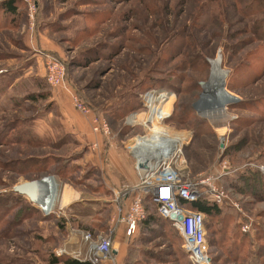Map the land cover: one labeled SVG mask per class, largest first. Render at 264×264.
I'll return each mask as SVG.
<instances>
[{
    "label": "rangeland",
    "instance_id": "374dc122",
    "mask_svg": "<svg viewBox=\"0 0 264 264\" xmlns=\"http://www.w3.org/2000/svg\"><path fill=\"white\" fill-rule=\"evenodd\" d=\"M33 1V18L23 0L17 16L0 9V264H49L63 243L73 247L69 230L99 231L109 224L114 204L94 162L98 134L74 106L72 92L107 121L111 134L100 137L134 142L135 158L141 149L161 158L156 141L164 133L176 149L185 137L175 161L182 179L225 160L232 172L223 183L240 204L239 210L222 204L217 216H205L207 237L215 231L210 264H264V192L232 185L240 175L262 176L255 166L264 164V0ZM46 54L66 62L71 92L46 82ZM216 56L226 72L222 107L201 85ZM167 93L170 100L149 116L172 115L153 125L144 99L165 100ZM28 160H41L47 169H21ZM34 179L53 181L52 208L12 191ZM66 185L81 194L62 205ZM12 193L32 208L6 204ZM163 219L155 232L139 229L132 239L117 233L114 246L125 251L118 264H194ZM76 249L68 246L65 255L73 257Z\"/></svg>",
    "mask_w": 264,
    "mask_h": 264
},
{
    "label": "built area",
    "instance_id": "2783aa9c",
    "mask_svg": "<svg viewBox=\"0 0 264 264\" xmlns=\"http://www.w3.org/2000/svg\"><path fill=\"white\" fill-rule=\"evenodd\" d=\"M23 1L27 3L28 16L33 18L37 8L36 2L33 0ZM43 59L46 82L52 88L61 87L70 91L66 80L64 61L51 54H46ZM167 94L168 99L164 100L161 98L160 100L153 99L151 101L148 100L150 94H147L144 99V103L148 108L146 114H149L151 110L157 111L160 106L162 108L164 102H168L172 95ZM71 95L74 106L82 114L90 116L91 131L103 137H108L111 131L107 121L93 112L75 93L72 92ZM166 113L165 116L160 118L159 123L169 115L168 112ZM148 121L153 125L155 124L152 119ZM143 136L145 135L139 137ZM170 138L166 133L158 138L157 145H159L160 149L166 151V156L158 158V160L150 159L148 156L143 157L141 160L136 154L137 158L134 157V164L139 174V181L133 186L134 193L132 197L125 202L120 200V195L118 194L114 201V211L105 230H81L79 233L80 243L73 254V258L87 261L91 264H101L105 259H111L114 263L112 249L117 230L121 228L126 239H131L135 236L139 223L147 216L144 200L149 197L151 202L156 205L158 215L169 220L172 227L181 237V246L187 252L191 262L194 264L211 263L207 253L208 242L204 222L205 216L201 212L190 209L185 203L205 198L219 206L225 204L239 210V195L235 194L230 187L223 183V177L232 172V169L224 160L211 172L201 173L193 179H182L176 171L175 161L180 154V145L186 140L182 136L176 151L170 153L172 145ZM133 145L134 142L129 146L132 153L134 150ZM255 167L264 177V164H257ZM39 207L43 208L40 205ZM247 229V225L242 228L243 231ZM82 247H84L83 251ZM67 253L65 243L55 250L56 255H65Z\"/></svg>",
    "mask_w": 264,
    "mask_h": 264
},
{
    "label": "crops",
    "instance_id": "0c3cea01",
    "mask_svg": "<svg viewBox=\"0 0 264 264\" xmlns=\"http://www.w3.org/2000/svg\"><path fill=\"white\" fill-rule=\"evenodd\" d=\"M30 34L33 37L34 31L33 33L31 32ZM46 49L56 52V49H52L48 47ZM37 57L39 58V56ZM86 116L88 117L90 124V116L89 115ZM97 136H98L97 140L95 141L96 143L95 145H93L94 162L98 165L100 172L102 174L105 191H107V194H109L112 204H115L114 201L118 197V194L120 195L119 197L120 200L127 202L134 193L133 186L137 184L139 181V174L134 164V156L129 148L130 144L129 142H126L118 145L115 142L109 140L108 138H101L100 135ZM65 190L68 192V194H81V191H77L76 189L68 185H66L62 189V193ZM72 199H76V197L73 196ZM80 232L81 229H77V228H72V230H69L68 239H70L73 242L72 244L73 247L70 246L71 244L70 243L69 245H67V248L69 246L71 249H76L79 246ZM117 233L123 236L121 228L117 230L116 234ZM115 236L113 242L116 239ZM114 243H113L112 254L115 261L114 263L118 264L121 262L122 258L124 257L125 251H123L122 248L114 246ZM105 260H107L108 262H112L111 259H105ZM103 263L104 260L101 262V264Z\"/></svg>",
    "mask_w": 264,
    "mask_h": 264
},
{
    "label": "trees",
    "instance_id": "16d2710c",
    "mask_svg": "<svg viewBox=\"0 0 264 264\" xmlns=\"http://www.w3.org/2000/svg\"><path fill=\"white\" fill-rule=\"evenodd\" d=\"M20 6H21V0H1L0 1V9L3 11V15L17 16L20 13L19 12ZM64 64H65V68H66V62H64ZM81 100L83 101L84 104L88 105L93 110V112H95L98 116H100L99 113L96 112V110H94L90 106V104H88L83 99H81ZM141 106L142 105L139 104V106H136V107H139V109H140ZM171 115H172V113L169 114L165 118V120L169 119L171 117ZM33 160H35V159H33ZM40 162H41V160H38V161H35V162L32 161V160L24 161L23 162L24 163L23 166L25 168H21V169L26 170V171H28V170L30 171L31 170L30 172H33V171L34 172H36V171H45L47 169V167L45 165H40ZM34 164L36 166H33ZM33 168H35V169H33ZM232 185L236 188L237 191H244V189H248L251 186H253L254 190L257 193H260L261 191L264 192V177L263 176H259V178H257L256 175H252V174H250V176L240 175L239 178L232 183ZM246 193L254 195L252 191H245L244 194H246ZM256 195H258V194H256ZM261 197L264 198V194H261ZM9 198H10V200L6 204H9L10 206L12 204H17V205L23 206V208H25V207L32 208L29 204L26 203L25 198H23L20 194H15L14 193ZM146 200H149L151 202L149 197L145 198L144 205H145V208H146L147 216L142 222L139 223L137 232H138L139 229H142L143 232H145V231L146 232H155V228H153L154 225H161L162 224V222H161L162 217L158 215L157 209H156V205L151 202V204H153L155 206V211L150 213L147 210ZM185 205L187 207H189L190 209H192L194 211L201 212V213L204 214V216H209V217L217 216L219 211H220V206L219 205H217V204H215V203H213V202H211V201H209L208 199H205V198H200V199H197V200H195L193 202L185 203ZM163 220L168 221L171 224V222L169 220H167L165 218ZM171 227H172V225H171ZM205 228H206V224H205ZM90 230L94 231V229H90ZM210 230L212 231V236L211 237H207V230H206V239H207V242L211 241L212 244H214L215 239L213 238V235L215 234V231L212 230V229H210ZM95 231H98V230H95ZM175 232H176V230H175ZM48 263L49 264H91V263H89L87 261L78 260L76 258H73V257H70V256H66V255H56L54 253L50 254L49 259H48Z\"/></svg>",
    "mask_w": 264,
    "mask_h": 264
},
{
    "label": "bare ground",
    "instance_id": "6f19581e",
    "mask_svg": "<svg viewBox=\"0 0 264 264\" xmlns=\"http://www.w3.org/2000/svg\"><path fill=\"white\" fill-rule=\"evenodd\" d=\"M225 76H226V72L221 68L220 58H219V56H216L215 58H213V59L210 60V74H209L208 79L201 84L203 86V89H204L203 92H205V90L207 89L210 92H212L216 96V98H218L217 100L220 101V102L217 105L220 106V107H222L221 105L228 98L226 95H224V94L221 93V88L225 87V84H224V82H225ZM215 105H216V103H215ZM149 114H148V116H149ZM154 115H155V119H153V122L155 123V122H157L158 117L161 118V116H158L156 114H154ZM154 115L149 116V117H153L154 118ZM132 117L130 118V120L128 122L133 123ZM149 119H152V118H148V120ZM220 131H223V130L220 129ZM152 132H153V130L151 129V132L150 133H152ZM147 135H145V136H147ZM145 136H143V137H145ZM168 136H170V135H168ZM143 137H137V138H143ZM170 137H171L170 138V142L172 144V148H171V152L170 153H173L175 151V149H176V146H175L176 145V142L175 141H172V139H173L172 136H170ZM156 145H157V141H156ZM157 146H158V148H157L156 155L157 154L158 155L162 154L161 157L166 156V153H164L166 151H163L162 149H160L159 148V145H157ZM139 154H140V159L141 160L145 156H148L150 159L152 158L151 154L148 151H146V150L143 151L141 149L139 151ZM156 160H158V159H156ZM39 184L40 185H39L38 190H36L35 193H34V195H33V200L34 201L37 200L38 202H41V204L46 205V207L52 208L51 205H52V201H53V198H54V195H55V188H54L55 185H54L53 181L51 179H49L48 181L43 182V183H41V181H40ZM52 190H54V191H52ZM70 195L71 194H68V192L66 190L62 193V198H61V204L62 205L66 204L71 199L72 196H70Z\"/></svg>",
    "mask_w": 264,
    "mask_h": 264
},
{
    "label": "water",
    "instance_id": "95a60500",
    "mask_svg": "<svg viewBox=\"0 0 264 264\" xmlns=\"http://www.w3.org/2000/svg\"><path fill=\"white\" fill-rule=\"evenodd\" d=\"M40 181L41 179H34V180L22 182L20 184L14 185L12 187V191L23 194L27 196L30 200H33V195L35 191L38 190Z\"/></svg>",
    "mask_w": 264,
    "mask_h": 264
}]
</instances>
